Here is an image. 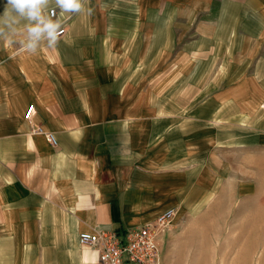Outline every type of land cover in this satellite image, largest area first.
I'll list each match as a JSON object with an SVG mask.
<instances>
[{
	"label": "crops",
	"instance_id": "crops-1",
	"mask_svg": "<svg viewBox=\"0 0 264 264\" xmlns=\"http://www.w3.org/2000/svg\"><path fill=\"white\" fill-rule=\"evenodd\" d=\"M85 7L55 49L0 40V264H97L83 232L256 191L264 0Z\"/></svg>",
	"mask_w": 264,
	"mask_h": 264
},
{
	"label": "rangeland",
	"instance_id": "rangeland-1",
	"mask_svg": "<svg viewBox=\"0 0 264 264\" xmlns=\"http://www.w3.org/2000/svg\"><path fill=\"white\" fill-rule=\"evenodd\" d=\"M251 179V196L225 193L176 219L162 243L164 264H264V159Z\"/></svg>",
	"mask_w": 264,
	"mask_h": 264
},
{
	"label": "built area",
	"instance_id": "built-area-1",
	"mask_svg": "<svg viewBox=\"0 0 264 264\" xmlns=\"http://www.w3.org/2000/svg\"><path fill=\"white\" fill-rule=\"evenodd\" d=\"M67 33L63 23L59 39ZM35 105H30L24 119L32 125L33 134H43L53 146L57 140L52 133H45L33 125ZM176 229L175 213L169 211L159 218L136 228L116 231L83 232L79 235L81 246L97 254V264H164L162 243Z\"/></svg>",
	"mask_w": 264,
	"mask_h": 264
},
{
	"label": "clouds",
	"instance_id": "clouds-1",
	"mask_svg": "<svg viewBox=\"0 0 264 264\" xmlns=\"http://www.w3.org/2000/svg\"><path fill=\"white\" fill-rule=\"evenodd\" d=\"M86 3L87 0H6L0 15V40L18 43V53L36 54L41 41H47V48L55 49L67 19L85 11L91 14ZM50 5L53 7L49 10ZM17 36L21 38L14 39Z\"/></svg>",
	"mask_w": 264,
	"mask_h": 264
}]
</instances>
